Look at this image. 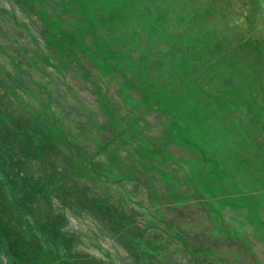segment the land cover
<instances>
[{
	"label": "rangeland",
	"instance_id": "1",
	"mask_svg": "<svg viewBox=\"0 0 264 264\" xmlns=\"http://www.w3.org/2000/svg\"><path fill=\"white\" fill-rule=\"evenodd\" d=\"M0 264H264V0H0Z\"/></svg>",
	"mask_w": 264,
	"mask_h": 264
},
{
	"label": "trees",
	"instance_id": "2",
	"mask_svg": "<svg viewBox=\"0 0 264 264\" xmlns=\"http://www.w3.org/2000/svg\"><path fill=\"white\" fill-rule=\"evenodd\" d=\"M116 217V216H115Z\"/></svg>",
	"mask_w": 264,
	"mask_h": 264
}]
</instances>
